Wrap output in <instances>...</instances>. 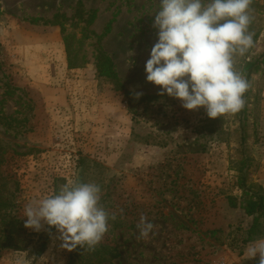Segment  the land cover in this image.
Listing matches in <instances>:
<instances>
[{"label":"rangeland","instance_id":"obj_1","mask_svg":"<svg viewBox=\"0 0 264 264\" xmlns=\"http://www.w3.org/2000/svg\"><path fill=\"white\" fill-rule=\"evenodd\" d=\"M158 8L159 0H0V196L11 201L0 212V242L13 231L5 244L33 246L47 225L26 228L24 206L84 170L86 182L101 186V204L117 213L101 242L119 256L104 264H258L244 251L264 238V226L249 234L253 220L237 181L264 188V64L248 78L242 124L238 113L209 118L170 96L129 104L97 72L101 50L124 90L160 92L145 72ZM250 9L253 46L236 58L244 76V62L264 54V0ZM63 27L75 34L72 68ZM141 214L155 225L147 239H137ZM58 235L36 257L4 246L0 264H67L72 251Z\"/></svg>","mask_w":264,"mask_h":264},{"label":"clouds","instance_id":"obj_2","mask_svg":"<svg viewBox=\"0 0 264 264\" xmlns=\"http://www.w3.org/2000/svg\"><path fill=\"white\" fill-rule=\"evenodd\" d=\"M253 0H159L152 27L157 41L146 61V80L161 86L181 101L182 107H203L209 118L235 114L245 106L249 80L236 68V58L253 46L250 5ZM139 99L143 93L134 92ZM102 189L95 182L69 180L57 192L33 199L24 206L26 228H55L61 248L78 246L94 251L117 213L101 204ZM120 214L123 209H120ZM137 239H147L155 225L141 214ZM259 257L264 264V238L245 248L246 260Z\"/></svg>","mask_w":264,"mask_h":264},{"label":"trees","instance_id":"obj_3","mask_svg":"<svg viewBox=\"0 0 264 264\" xmlns=\"http://www.w3.org/2000/svg\"><path fill=\"white\" fill-rule=\"evenodd\" d=\"M93 18L94 15L92 12V14H89L86 18L85 21L86 25L90 24ZM62 34H63V42L67 55L68 65L71 68L75 67L76 61L78 60L77 57L78 53L74 52L73 44L71 43V39L75 36V34L73 32H67L64 27L62 28ZM99 38L100 36H97V39ZM95 60H96V68L98 74L100 76H104L114 81L117 84V86H119L120 89L123 91V95L125 96L129 104H134L135 102L138 103L142 101H150L152 99L168 96L167 94L161 96L159 95V93L143 94L139 99H135L133 95L134 93H131L123 89L118 74L114 69L113 61L107 54H105L101 50H97ZM263 64H264V54L260 56H255L254 58L245 61L242 67V70L246 73L245 77L248 79L251 73L259 71ZM248 92H250V89L244 94V98H246ZM247 109H248L247 104L245 103L244 108L241 111L237 112L239 115V119H241V124L244 123L246 119ZM206 119H208V117ZM80 159H81L80 165L84 164L85 162L84 158H80ZM242 164L245 167H249V163L248 162L246 163V159L242 162ZM83 174H84V170H81L80 176L76 180L81 182H86ZM57 181L58 182L54 184L53 192H57L59 190V187L64 183H66V180L63 178H59ZM245 181H246L245 178L240 177L237 183L238 186L242 189V193L246 200L244 210L247 215L252 216L253 221L248 232L249 234H253L256 228H258V226L260 225L264 226V188L256 184H246ZM0 189H1V185H0ZM10 203L11 201L8 198H3L2 196H0V212L2 211L3 214L6 215V210L7 208H9ZM231 206H234L232 202H231ZM54 230L55 228L53 227L51 228L50 232L47 230L46 233L39 234L33 246L28 248H26L27 246H21L18 242H14L13 244H5V243H9L10 241L12 243L14 232L10 231L9 234L4 236L3 239L1 240L0 243L3 244H0V250L4 246H8L10 248H17V249L22 248L28 250L30 254L36 257L39 254H41L42 251L45 249L48 236ZM118 256H119V252L114 245L100 242V244L96 247L94 251H86L78 246L76 249L72 250V252L69 254L67 259V264H104L107 261L117 258Z\"/></svg>","mask_w":264,"mask_h":264},{"label":"built area","instance_id":"obj_4","mask_svg":"<svg viewBox=\"0 0 264 264\" xmlns=\"http://www.w3.org/2000/svg\"><path fill=\"white\" fill-rule=\"evenodd\" d=\"M215 264H226V261L221 258L220 260H218V262H216Z\"/></svg>","mask_w":264,"mask_h":264},{"label":"crops","instance_id":"obj_5","mask_svg":"<svg viewBox=\"0 0 264 264\" xmlns=\"http://www.w3.org/2000/svg\"><path fill=\"white\" fill-rule=\"evenodd\" d=\"M1 22H3V21H1V19H0V30H1V28L4 27V24H2Z\"/></svg>","mask_w":264,"mask_h":264}]
</instances>
